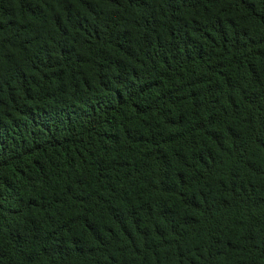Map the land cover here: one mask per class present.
<instances>
[{
  "label": "trees",
  "instance_id": "obj_1",
  "mask_svg": "<svg viewBox=\"0 0 264 264\" xmlns=\"http://www.w3.org/2000/svg\"><path fill=\"white\" fill-rule=\"evenodd\" d=\"M0 264H264V0H0Z\"/></svg>",
  "mask_w": 264,
  "mask_h": 264
}]
</instances>
